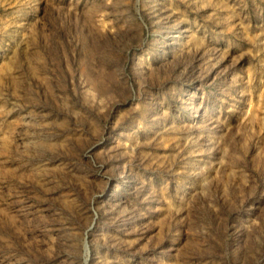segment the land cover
<instances>
[{
	"label": "rangeland",
	"instance_id": "1",
	"mask_svg": "<svg viewBox=\"0 0 264 264\" xmlns=\"http://www.w3.org/2000/svg\"><path fill=\"white\" fill-rule=\"evenodd\" d=\"M0 264H264V0H0Z\"/></svg>",
	"mask_w": 264,
	"mask_h": 264
}]
</instances>
